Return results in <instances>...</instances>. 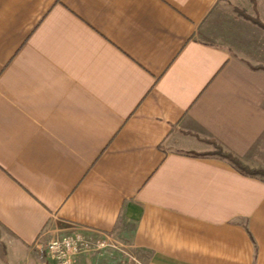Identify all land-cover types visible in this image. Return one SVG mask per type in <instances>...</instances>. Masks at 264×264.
I'll list each match as a JSON object with an SVG mask.
<instances>
[{
  "label": "crops",
  "instance_id": "0c3cea01",
  "mask_svg": "<svg viewBox=\"0 0 264 264\" xmlns=\"http://www.w3.org/2000/svg\"><path fill=\"white\" fill-rule=\"evenodd\" d=\"M264 0H0V264H264ZM120 245L132 261H120Z\"/></svg>",
  "mask_w": 264,
  "mask_h": 264
},
{
  "label": "built area",
  "instance_id": "2783aa9c",
  "mask_svg": "<svg viewBox=\"0 0 264 264\" xmlns=\"http://www.w3.org/2000/svg\"><path fill=\"white\" fill-rule=\"evenodd\" d=\"M34 244L42 247L45 257L53 264H74L81 256L95 254L107 248L103 237L95 238L88 231L76 227L54 235L45 243L37 239Z\"/></svg>",
  "mask_w": 264,
  "mask_h": 264
},
{
  "label": "rangeland",
  "instance_id": "374dc122",
  "mask_svg": "<svg viewBox=\"0 0 264 264\" xmlns=\"http://www.w3.org/2000/svg\"><path fill=\"white\" fill-rule=\"evenodd\" d=\"M241 164V163H240ZM242 165V164H241ZM243 167L247 168L251 172H255V174L252 175H258L259 177L264 179V168H256V169H249L247 166L242 165ZM118 253H120V261H132V258L128 251L123 247V245H120L119 250H117Z\"/></svg>",
  "mask_w": 264,
  "mask_h": 264
},
{
  "label": "trees",
  "instance_id": "16d2710c",
  "mask_svg": "<svg viewBox=\"0 0 264 264\" xmlns=\"http://www.w3.org/2000/svg\"><path fill=\"white\" fill-rule=\"evenodd\" d=\"M217 154L220 155L221 157L226 158L227 160H229L231 162V164H233V166L235 168H237L241 173H244V174H247V175L255 174V172H251L247 168L243 167L240 164V162L238 160H236L235 158H233L232 156L222 154L219 150L217 151Z\"/></svg>",
  "mask_w": 264,
  "mask_h": 264
}]
</instances>
